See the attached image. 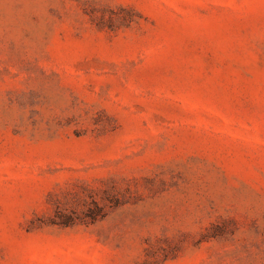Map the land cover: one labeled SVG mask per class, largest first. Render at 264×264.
<instances>
[{"label":"rangeland","instance_id":"obj_1","mask_svg":"<svg viewBox=\"0 0 264 264\" xmlns=\"http://www.w3.org/2000/svg\"><path fill=\"white\" fill-rule=\"evenodd\" d=\"M0 264H264V0H0Z\"/></svg>","mask_w":264,"mask_h":264}]
</instances>
